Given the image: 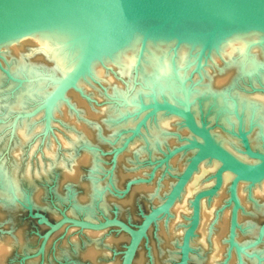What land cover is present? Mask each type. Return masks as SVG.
Segmentation results:
<instances>
[{"label":"rangeland","instance_id":"rangeland-1","mask_svg":"<svg viewBox=\"0 0 264 264\" xmlns=\"http://www.w3.org/2000/svg\"><path fill=\"white\" fill-rule=\"evenodd\" d=\"M29 37L0 47V247L4 249L0 264H105L108 253L114 264H122L130 236L118 228L93 230L70 223L57 226L65 215L94 224L116 218L137 227L144 215L164 201L197 149L171 154L199 137L189 130L183 118L168 111L153 113L152 106L168 103L184 109V86L197 123L209 130L218 129L212 105L204 103L199 95L207 90L202 87L200 77L207 66L204 46L195 49L181 67L172 64V55L166 61L169 66L161 73L160 85L156 80L144 81L138 75L142 51L130 66L127 62L115 66L111 65L113 62L107 63L111 67H103L106 76L103 74L99 79L87 76L83 82L90 79V83L82 85L79 79L84 72L74 83L66 81L84 50L75 48L71 41H51L44 47ZM211 55L209 62L215 58L213 61H217L210 62L211 66L214 64V78L233 68L220 55L219 63L215 53V58L211 59ZM237 56L236 65L243 60ZM263 62L258 63L264 65ZM123 69L127 72H122ZM261 73L264 75V70ZM104 76H108L111 84ZM230 76L237 81L222 89L229 93L231 104L238 101L239 92H264L256 87L257 77L256 81H249L235 73ZM103 109L112 111L113 117L108 118ZM170 115L180 121L174 123L170 133L163 132L166 141L153 146L145 144L146 140L152 141L149 132L158 117L166 120ZM252 125L253 121L251 128ZM23 126L31 137L20 146L16 131ZM235 133L237 129L232 134ZM63 142L69 146H62ZM130 144L134 146L132 150ZM137 147L144 155L139 154ZM46 151L52 155L46 157ZM137 153L143 157L139 158ZM182 158L180 169L178 161ZM26 173L31 174L32 182L27 181ZM234 174L231 184L213 196L218 203L209 239L214 237L224 245L220 264H264V198L252 197V183L242 186V197L243 180H239L237 206L231 193L237 178ZM165 217L152 225L133 264H169L162 247L165 229L162 223L169 215ZM191 218L186 221L184 231ZM191 255L189 264H207L208 254L202 248L197 247ZM180 258L181 251L177 264Z\"/></svg>","mask_w":264,"mask_h":264},{"label":"bare ground","instance_id":"bare-ground-1","mask_svg":"<svg viewBox=\"0 0 264 264\" xmlns=\"http://www.w3.org/2000/svg\"><path fill=\"white\" fill-rule=\"evenodd\" d=\"M99 15L104 16L105 18L109 16L105 14H63L33 20L1 31L0 47L10 44L13 41H17V39L20 37L30 36L36 40V43L43 45L44 47H47L51 41H71L73 42L72 44H74L75 48L82 51L84 50V47L87 43L86 40L88 41L100 22L98 21ZM162 22L164 21L161 19L132 21L130 25L125 26V28L117 27L111 30L109 34H106L100 38L99 44L97 45L96 51L94 53L92 50L95 48L96 44L93 46L92 50L90 51V54L91 52L93 53L91 58L92 60L87 71L84 72V75H81L82 77L80 76L81 80L79 79V82L81 83L82 81L83 85V79L87 76H90L94 79L101 78L103 74L105 75L103 67H106L112 62L113 64L111 65H123L127 62L126 64L130 66L129 64L133 62V58H136L139 52L142 51L143 55L141 56L142 58L140 59V65L138 66L137 70V73H139L138 75H140L144 81L156 80V82L160 85L162 83L161 73L165 67L169 66L166 64V61H168L173 55L172 64H174L175 67H181L187 60L189 61V57L195 49L201 48L208 41V34L206 33L217 26L216 23L212 21L192 20L191 22H187L186 20H177L165 22L164 24H162ZM159 24L164 25V27H154L158 26ZM219 29L220 31L217 32V34H215L212 39H210V45L206 50L205 65L207 66L203 67L204 71H200L201 73L199 72L200 77H202L201 79L203 80L201 83L204 82V84H202L204 86L202 87H204V90L207 89L204 92H199V95L201 96L200 98H202L204 103L212 105V117L217 118L219 124V126L217 125L218 129H206H208L214 144L229 157L249 166L259 164L260 162H258V160L256 161V159L254 160L248 155V150H252L253 152L254 150H259V153H264V92H251L247 89L248 91L239 92L236 95L238 101H235V104H231L228 100L230 95L226 90L222 89V86L237 81L230 76L231 73H235L244 77V80L247 78L249 81H256V77L259 78V86L256 87L261 90L264 89V87H261L264 81V75L261 73V71L264 70V65L258 63L261 62V60H264V25H231L224 26ZM141 46L142 50L140 49ZM212 52L215 53L216 56H214L217 57V59L220 55L222 59L226 60V62H224L227 63V66H233L232 69L234 70L230 68V70L226 69L220 73L221 75L214 78L212 76L214 64L211 66L210 62L212 61L213 63H216L217 61H213L216 58L213 57ZM83 53L84 52H82V54ZM252 53L254 57L251 59L249 56ZM209 55H211V59H215L209 62ZM237 55L243 60H241V62H239V64L237 63L236 65L237 61L234 57ZM219 60L221 59H218V63ZM244 61L245 63H243ZM235 65L236 67L234 68ZM128 68L130 69V67ZM125 69H123L122 72H125ZM214 72H217L215 71V68ZM106 78H108V76L104 78L105 81L108 80ZM85 80V83H87V81L90 83V79ZM108 83L111 84L110 79L108 80ZM215 85L217 86L214 87ZM102 112H105L104 114H106L108 118L113 117L112 111H109L108 109H103ZM158 116H160V113ZM177 120L180 121L179 118L173 115H170V118H166V120H164V118L160 120V117H158L157 123L155 124L156 126L153 127V129L149 132L152 141L150 142V140H146L148 142L146 143L145 141V144L153 146L155 143H162L163 140H165L163 139V132L171 131L174 128V123ZM252 121L255 124L252 125L253 128H251ZM195 122L199 127L202 128V125L199 122L197 123L196 120ZM23 127H18L19 129L16 131L18 141L21 144L20 146L25 145V143L31 137V132L29 133L28 130H26L25 127L23 129ZM140 129L141 127L137 129L136 132L139 133ZM236 129L237 133L233 135ZM70 133L68 136H70ZM65 137L67 136L65 135ZM74 137H72L73 139L71 138L72 141L74 140ZM59 139L61 138L59 137ZM195 139L199 143L203 142L200 138L195 137ZM136 142L134 141V143ZM63 145L65 147L69 146L68 142H63L62 146ZM132 146L133 145L130 144L129 149H131ZM156 146L158 145L156 144ZM137 149L138 147L136 150ZM133 151L135 150L133 149ZM45 153L46 157L47 154L49 155V153L52 155V153L48 151ZM139 154L144 155V151L142 153L141 149ZM139 154L137 155L139 158L143 157H140ZM183 160V158L179 159V166ZM219 166H221V162L215 158H209L201 163L185 186L176 203L167 214L169 215L170 220L166 219L165 223H162V225L165 226V229L162 232L164 238L162 247L165 249L163 251V255H165L167 258L165 259L169 262V264H177L181 251L183 235L186 231H184V225L186 221H189L190 217L192 216V201L194 196L197 192L205 190L207 188L206 186L211 184L213 185L215 183L213 176ZM181 168L182 166H180V169ZM253 172L254 174L249 176L250 178L248 180H243V182L240 184L241 196L243 197L244 195V185L252 183V197H256V199L264 198V167L258 169L256 172ZM26 174L27 176L25 177L29 179L27 181L32 182L31 174ZM234 176L235 174L232 172L223 175L222 185L217 193L220 190L228 187L229 183L232 181V179H234ZM34 177H36V175H34ZM16 182L17 180L15 183ZM213 196H210V198L207 197L208 199L204 198L200 203L199 226L190 241L191 252L189 254V258H191V254L193 253L194 249L200 247L208 254L206 260L207 264H220V261L222 260L221 258L224 256V245H222V243H220V241L214 237L209 239L210 223L213 217H216L215 210L218 203V198ZM3 251L4 249L0 247V254ZM99 256L97 255V257ZM106 256L105 264H114L113 260L110 258V254L108 253Z\"/></svg>","mask_w":264,"mask_h":264},{"label":"water","instance_id":"water-1","mask_svg":"<svg viewBox=\"0 0 264 264\" xmlns=\"http://www.w3.org/2000/svg\"><path fill=\"white\" fill-rule=\"evenodd\" d=\"M63 14L109 15L107 18L99 15L98 21L100 22L88 41L86 40L82 58L66 81V84H72L82 72L88 69L100 38L117 27L125 28L132 21H147L149 19H161L164 21L162 24L177 20L212 21L217 26L206 33L208 41L203 45L204 51H206L210 45V39L220 31L219 28L231 25H264V0H0V32L33 20ZM162 24L154 27H164ZM95 44L96 46L92 50ZM91 50L93 53L90 54ZM183 92L185 96L184 109L168 103L155 104L152 106L153 113L168 111L183 118L189 130L203 142L192 141L189 145L183 146L171 154L172 156L182 151L197 149L164 201L144 215L141 224L137 227H132L116 218L94 224L71 219L65 215L57 227L64 223L93 230L116 227L130 236V242L123 253L122 264H133L141 242L146 238L151 226L170 212L199 165L209 158H215L221 162V166L215 174V185L199 192L193 199L191 223L183 235L179 264H189L190 241L199 226L201 200L215 195L222 185L223 174L232 171L236 173L237 178L233 183L231 193L236 205L239 206L236 185L239 180H248L249 176L254 174L253 171L256 172L264 167V153L248 150L250 156L260 160V163L254 166L245 165L225 154L214 144L205 125L201 128L196 124L190 110L189 94L184 86Z\"/></svg>","mask_w":264,"mask_h":264},{"label":"flooded vegetation","instance_id":"flooded-vegetation-1","mask_svg":"<svg viewBox=\"0 0 264 264\" xmlns=\"http://www.w3.org/2000/svg\"><path fill=\"white\" fill-rule=\"evenodd\" d=\"M184 169H185V168H184ZM182 172H183V171H182ZM180 175H181V174H180ZM180 175H179V176H180ZM176 181H177V180H176ZM215 182H216V181H215ZM174 184H175V183H174ZM206 190H207V189H206ZM202 191H204V190H202ZM200 192H201V191H200ZM198 193H199V192H197L196 195H197ZM196 195H195V196H196ZM195 196H194V198H195ZM194 198H193V199H194ZM203 199H204V198H203ZM203 199H202V200H203ZM202 200H201V201H202ZM162 202H163V201H162ZM192 202H193V201H192ZM200 203H201V202H200ZM151 227H152V226H151ZM149 230H150V229H149Z\"/></svg>","mask_w":264,"mask_h":264}]
</instances>
